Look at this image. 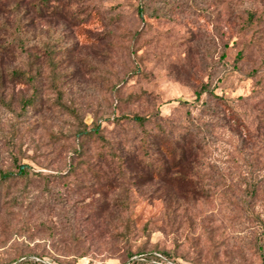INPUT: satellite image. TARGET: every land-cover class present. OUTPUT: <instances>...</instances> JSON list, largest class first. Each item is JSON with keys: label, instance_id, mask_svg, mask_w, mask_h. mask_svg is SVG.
Instances as JSON below:
<instances>
[{"label": "rangeland", "instance_id": "374dc122", "mask_svg": "<svg viewBox=\"0 0 264 264\" xmlns=\"http://www.w3.org/2000/svg\"><path fill=\"white\" fill-rule=\"evenodd\" d=\"M85 127L103 140L77 158ZM186 134L188 184L153 179L152 137ZM15 164L0 264H264V0H0V170Z\"/></svg>", "mask_w": 264, "mask_h": 264}, {"label": "trees", "instance_id": "16d2710c", "mask_svg": "<svg viewBox=\"0 0 264 264\" xmlns=\"http://www.w3.org/2000/svg\"><path fill=\"white\" fill-rule=\"evenodd\" d=\"M203 94H212L209 87L205 84L199 86L197 92H195V100L199 101ZM132 121L137 123L138 125H144L148 118L134 116L132 117ZM77 143L75 144V148H73L74 155L77 158H81L83 156L84 144L82 143L84 140H103L101 138L99 127H93L87 129L86 127L77 132ZM162 142V144L160 143ZM107 153L111 154V148H108ZM197 149L191 144L187 139V134L185 136H173V135H161L160 140L154 141L152 137V143L148 146L147 157H157V161L150 159L147 163L148 173L151 175L153 179L159 180L161 182L179 185V184H188V181L191 179L189 176L192 172L196 171L194 163L197 161ZM79 168L77 166L70 165L68 170H72L75 172ZM29 167L24 164H15L14 170H0V186L3 183H9L14 180H27L29 178ZM42 176L40 173H34V177ZM46 200V199H43ZM42 200V201H43ZM61 201V200H58ZM45 202V201H44ZM50 202V201H48ZM45 204V208H48L49 204ZM63 202L56 203L54 202L51 209L57 208L58 206L64 205ZM23 204V201L19 203ZM36 201L34 200V206L31 209H35ZM63 207V206H62ZM44 209V206H43ZM38 211V210H36ZM64 229L69 231V233L74 234L73 224L71 221L66 222L64 225ZM260 252L262 251L261 247H258ZM261 260L264 261V253L260 254ZM20 264H48L44 261L42 257H32L22 259Z\"/></svg>", "mask_w": 264, "mask_h": 264}]
</instances>
